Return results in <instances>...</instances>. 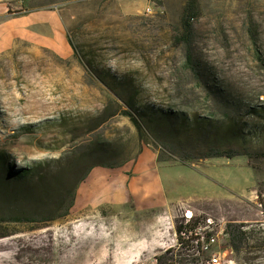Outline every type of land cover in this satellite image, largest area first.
<instances>
[{"label": "rangeland", "instance_id": "374dc122", "mask_svg": "<svg viewBox=\"0 0 264 264\" xmlns=\"http://www.w3.org/2000/svg\"><path fill=\"white\" fill-rule=\"evenodd\" d=\"M142 1L51 0L82 57L24 45L0 56V155L15 171L37 166L33 179L0 185V250L10 239L13 262L157 264L174 248L177 264H208L192 241L201 232L217 234L220 264H264V57L249 40L252 28L264 51V0ZM192 1L207 82L187 70L179 41ZM216 150L237 154L200 158ZM154 158H185L204 182ZM164 186L184 205L147 208ZM221 228L249 239L237 250Z\"/></svg>", "mask_w": 264, "mask_h": 264}, {"label": "crops", "instance_id": "0c3cea01", "mask_svg": "<svg viewBox=\"0 0 264 264\" xmlns=\"http://www.w3.org/2000/svg\"><path fill=\"white\" fill-rule=\"evenodd\" d=\"M142 2L146 4L144 0ZM22 45L27 49L48 50L60 57H70L74 54V48L68 39L63 11L53 5L51 0H0V56ZM143 154L144 152L140 156ZM154 160L163 167H176L187 171L193 180L204 182L196 166L181 162L167 164L155 158ZM122 185L128 195V187L131 188L132 183L126 187L124 180ZM163 189L165 190V186ZM165 193L167 195L166 190ZM165 197L163 201L147 205V208L152 210L159 207L168 212L176 203L184 205L185 199L179 194L174 196L175 201L171 195Z\"/></svg>", "mask_w": 264, "mask_h": 264}, {"label": "trees", "instance_id": "16d2710c", "mask_svg": "<svg viewBox=\"0 0 264 264\" xmlns=\"http://www.w3.org/2000/svg\"><path fill=\"white\" fill-rule=\"evenodd\" d=\"M193 7H194V3L193 1L191 3H189V5L187 6L184 15H183V19H182V32L180 34L179 37V41L183 42L185 45V49H186V63H187V70L192 74V76H194V78L197 81H204L207 82L203 79V76L205 75L203 73V71L200 69L199 64L197 63L196 59H195V55H194V35H193V30L191 27V23H190V19L192 17L193 14ZM250 31V38L249 40L254 44V46L256 47V52L258 53L259 58H263L264 57V51L262 50V48L260 47L261 45H259V39H258V34L257 31H253L252 28L249 29ZM68 35V39L69 42L71 43V45L74 48V56L75 57H82V55H80V52L78 50V47L75 45L73 36L71 35V33L67 32ZM210 90L212 91L211 94H213L214 88L213 86L208 85ZM219 93V92H218ZM124 112L126 113H130L126 110H124ZM131 116L132 121L135 123V125H137L140 128V124L138 122V119L133 116V114H129ZM172 113H168L164 116H171L172 117ZM235 124V123H234ZM237 124H235L233 126V124L231 125L230 130L234 131L236 133V137H242L239 132H237V128L236 127ZM239 131V130H238ZM237 151V150H236ZM237 152H234L232 154H230L228 152V154H225V152L221 151V150H216V151H208V152H203V156H200V158H211V157H217V156H226L228 158H232L234 156H236ZM3 157L5 158V156L3 154L0 155V163H2L5 167L2 169V171L4 172V175H7V177L10 178V181H8V184L5 182H0V185L2 186V188H8V186L14 185L17 186L18 184H21L23 181H25L26 179H33L34 175H33V171L31 169H35L37 166H31L30 168H23L21 170H13L11 167L7 168V164L5 163ZM161 160H165V159H161ZM181 163L185 164V158L182 160L180 159ZM109 167H113L114 165L110 164L107 165ZM3 175V173L1 174ZM7 184V185H6ZM17 189V188H16ZM18 191V190H17ZM75 197V195H74ZM12 221H17L20 220L21 217L20 216H13L12 217ZM27 219L29 220V218L27 217ZM192 225V224H190ZM187 225L180 223L177 224V232L181 233L184 231V229L186 228ZM241 227H244V225L242 224ZM244 229V228H243ZM234 236H233V240H232V234L230 232V238L231 241H235L234 242V247L237 250H241L242 247L244 246V244L246 243L245 241H247L248 238V230H242V229H234ZM249 243V241H248ZM37 246H41L44 245V243H42L41 241H37L36 242ZM3 246V250H0V264H18L17 262H13V255L18 253V247L15 246L12 241L10 239H7L5 242H3L1 244ZM174 252V248H169L167 249L163 254L157 256L156 260H157V264H177V260H174L173 257L170 258L168 256L169 253ZM195 264H199L198 262Z\"/></svg>", "mask_w": 264, "mask_h": 264}, {"label": "built area", "instance_id": "2783aa9c", "mask_svg": "<svg viewBox=\"0 0 264 264\" xmlns=\"http://www.w3.org/2000/svg\"><path fill=\"white\" fill-rule=\"evenodd\" d=\"M147 12L151 11V8L148 7L146 8ZM186 219V223L190 222L192 218L194 217V213L191 210H186L184 213ZM214 224V221L211 219H208V222L204 229H210L212 228V225ZM213 231V229H211ZM182 234H185V231L181 232ZM196 237L193 241L195 244V248L198 251L199 254H204L205 252H211L209 259H208V264H220V252L219 251H214L213 252V245L217 242V234L210 233L209 235L207 234H202L201 232H196ZM218 234H223L224 236H230V232L226 228H221L218 232Z\"/></svg>", "mask_w": 264, "mask_h": 264}]
</instances>
